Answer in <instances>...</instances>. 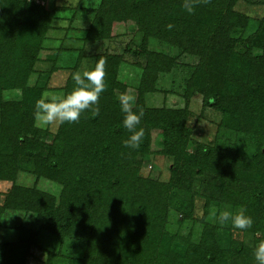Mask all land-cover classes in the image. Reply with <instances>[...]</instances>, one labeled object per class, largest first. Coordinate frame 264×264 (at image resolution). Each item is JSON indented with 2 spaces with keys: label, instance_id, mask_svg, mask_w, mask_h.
Listing matches in <instances>:
<instances>
[{
  "label": "trees",
  "instance_id": "obj_1",
  "mask_svg": "<svg viewBox=\"0 0 264 264\" xmlns=\"http://www.w3.org/2000/svg\"><path fill=\"white\" fill-rule=\"evenodd\" d=\"M54 2L0 0V179L13 177L18 154L34 156L27 138L17 132L18 125L14 123L11 127L7 121L2 91L21 87L27 101L35 97V91L38 94L41 91L27 87L26 83L38 58L37 49L55 18ZM234 2L197 0L195 11L188 13L183 7L184 0H100L83 39L91 43L111 36L112 22L120 19L130 21L132 32L177 45L185 52L201 54L200 47L211 51V57L219 58L221 64L214 68V59L201 61L186 83L187 98L201 94L205 105L228 114L227 124L231 129L264 139V74H259L260 69L253 64L255 61L264 67V61L261 56L246 55L241 49H238L239 59L233 60L235 41L237 44L244 41L223 32L225 26L245 24L243 16L233 19ZM169 23L173 25L171 29L167 28ZM250 42L264 47V36L257 31ZM133 53L144 61L136 63L141 73L133 89L116 78L123 61L121 54H95L92 69L100 59L105 60V90L98 105L85 110L79 121L59 125L63 137L57 140L62 149L47 160V170L57 169L63 174V179H58L63 184L58 198L36 188L15 186L5 194L0 213L3 208L32 212L41 231L60 238L70 236L71 231L90 229L87 237L80 240V257L64 255L61 249L48 250L45 264H57L58 259L59 264H68L62 262L64 258L67 261L77 258L79 264H215L222 250L210 238L214 224L203 219L206 236L196 243L176 235L177 241L185 245L181 255L174 252L176 244L170 247L168 238L172 236L166 229L174 197L175 205L183 210L181 220L191 219L190 211L186 210L187 198L179 200L174 190L189 191V200L194 201L191 189L194 179L212 174L218 180L216 191L204 194L203 209L229 205L242 208L253 218L252 228L242 230L252 233L253 244H246L241 234L235 233L226 253L231 264H256L254 249L264 242L263 153L258 147L252 155L244 156L233 147L203 143L187 151L189 130L184 126L185 109L143 104L142 94L155 89L157 74L168 70L165 63L169 58L149 50L135 49ZM74 86L72 76L67 77L65 95ZM125 90L136 98L133 111L144 112L138 126L144 129V136L138 149L123 143L130 135L123 127L125 114L119 103ZM32 111H35L34 100L29 106L19 107L23 115ZM11 146L13 154H9ZM154 148L172 160L168 180L143 178L137 173L145 155L155 152ZM39 229L31 230L20 241L0 243V264H22L20 253L25 255L28 247L37 245ZM195 254L199 258L195 259Z\"/></svg>",
  "mask_w": 264,
  "mask_h": 264
},
{
  "label": "rangeland",
  "instance_id": "obj_2",
  "mask_svg": "<svg viewBox=\"0 0 264 264\" xmlns=\"http://www.w3.org/2000/svg\"><path fill=\"white\" fill-rule=\"evenodd\" d=\"M99 2L100 0H55V18L47 29L40 48L37 49L38 58L32 66L26 83L27 87L41 91L39 94L35 91V97H30L28 101L23 95L21 87H8L2 91V101L6 103L7 107L4 113L8 116L7 121L11 127L14 123L18 125L17 132L19 131L27 138V142L32 146L34 156L18 154L15 158L13 177L0 179V205L3 204L5 194L15 186L36 188L57 198L62 192L63 184L58 182V179H63V174L58 173L57 169L49 171L46 167L47 160L62 149L57 140L59 137H63V133L58 130L60 124L37 127L34 121V112L23 115L21 112L19 113V107L22 104L29 106L33 100L35 105V102L42 96L49 99L52 96H65L64 85L67 77L72 76L71 74L76 71L82 73L84 70H92L96 53L106 52L122 55L123 61L119 65L116 78L129 89L135 88L139 81L141 68L136 63L144 62L142 58L133 53L135 49L165 54L169 58L170 62L165 63L168 70L159 71L157 74L155 89L142 94L143 104L146 107L185 109L184 126L189 130L187 151L194 149L197 143H203L217 147H233L236 153L244 156L252 155L259 147L264 155V139L231 129L227 124L228 114L205 105L202 102L201 94L188 98L186 96V83L199 63L203 60L214 59L213 67L218 68L221 64L219 58H212L211 51L203 47L199 49L201 54L195 51L185 52L177 45L167 44L153 37H144L142 32L131 31L130 21L120 19L110 23L112 25L111 36L86 43L83 39L85 30L92 19L93 9ZM231 10L235 14L233 19L245 18L244 26L235 25L231 28L228 26L223 28V32H227L229 36L244 41L242 44H237L238 42L235 41L233 49L235 53H232L231 58L239 59L238 49H241L246 52V55L261 56L264 61V47H256L255 43L250 42L257 31L264 36V0H235ZM192 16L196 15L192 14ZM227 29L229 30L227 31ZM219 51L223 52L222 49ZM79 56L80 58H78ZM253 64L254 67L260 69L259 74H264V67H260V64L255 61ZM213 81L215 82L216 79ZM214 82H212L213 86H215ZM126 93L129 94V90ZM154 150L155 152L145 155L137 173L143 178L168 180L172 160L169 155L164 154L165 152H161L162 150L155 148ZM13 151L11 146L9 154H13ZM2 153L7 155L5 151ZM217 181V178L212 174L196 176L191 185V189L194 191V201L189 200V194H191L189 191L174 190V195L179 197V200L187 198L189 206H186V210L190 211L191 219L181 220L183 210L180 205H175L176 197H174L166 229L168 235L172 236V238H168L170 247L172 244H176L173 248L174 252L181 255L185 250V245L177 241L175 236L180 235L188 238L192 243H196L206 236L203 232L202 221L203 219L207 220L215 227L210 238H214L213 242H216L222 250L215 264H231L226 252L227 249H230L233 234L236 233L238 236L241 234L243 242L250 246L253 244V235L250 232L243 233L242 230L233 228L230 221L223 225L218 222L220 213L230 211L236 214L242 210L240 207L213 205L207 209L208 211L206 210L207 216H205L206 211L202 206L204 194L215 193ZM191 203L194 204L191 205ZM33 229H39V222L32 212L3 208L0 213V243L25 239ZM89 231L90 229L85 227L77 232L71 231L70 236L60 238L39 229L37 245L28 247L25 255L20 253V258H23L24 261L22 264H45L48 250L58 251L61 249L64 255L80 257V251H78L80 240L86 238ZM210 238L207 237L206 240ZM255 244L257 245L258 242ZM197 257L199 258V255L195 254L194 258L197 259ZM65 259L67 258L62 259V262L68 264H79L80 262L77 258L69 261ZM55 263L59 264L61 260H55Z\"/></svg>",
  "mask_w": 264,
  "mask_h": 264
},
{
  "label": "clouds",
  "instance_id": "obj_3",
  "mask_svg": "<svg viewBox=\"0 0 264 264\" xmlns=\"http://www.w3.org/2000/svg\"><path fill=\"white\" fill-rule=\"evenodd\" d=\"M197 0H184L183 7L188 13L195 11ZM173 25L169 23L168 29ZM105 60L100 59L95 68L84 70L82 73L76 71L72 73L74 87L65 96H52L50 99L42 96L35 102L34 121L37 127H47L55 123L79 121L81 114L98 105L101 93L105 90ZM135 96L122 93L119 97L120 110L124 113L122 121L123 127L130 133L129 137L123 141L126 147L138 149L143 142L144 129L138 126L144 116L143 110L133 111ZM98 114V107L95 109ZM231 222L233 228L245 230L253 226L254 220L250 215H246L244 210L233 214L230 211H223L218 216L220 224ZM256 264H264V242L259 243L254 249Z\"/></svg>",
  "mask_w": 264,
  "mask_h": 264
},
{
  "label": "built area",
  "instance_id": "obj_4",
  "mask_svg": "<svg viewBox=\"0 0 264 264\" xmlns=\"http://www.w3.org/2000/svg\"><path fill=\"white\" fill-rule=\"evenodd\" d=\"M35 2H37V3H44V0H35Z\"/></svg>",
  "mask_w": 264,
  "mask_h": 264
}]
</instances>
